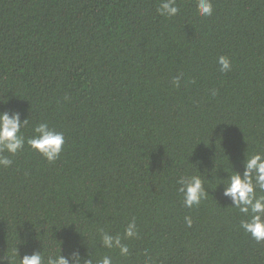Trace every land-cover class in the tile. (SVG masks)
I'll return each mask as SVG.
<instances>
[{
	"label": "trees",
	"instance_id": "16d2710c",
	"mask_svg": "<svg viewBox=\"0 0 264 264\" xmlns=\"http://www.w3.org/2000/svg\"><path fill=\"white\" fill-rule=\"evenodd\" d=\"M177 3L166 18L158 0H0V111L28 118L25 137L65 136L54 163L25 144L0 167V257L264 264L221 184L264 152V0H213L208 17ZM190 175L209 195L186 208ZM133 217L129 255L103 248L98 229L123 236Z\"/></svg>",
	"mask_w": 264,
	"mask_h": 264
},
{
	"label": "clouds",
	"instance_id": "9594fccd",
	"mask_svg": "<svg viewBox=\"0 0 264 264\" xmlns=\"http://www.w3.org/2000/svg\"><path fill=\"white\" fill-rule=\"evenodd\" d=\"M196 10L201 17L211 16L214 11L213 0H196ZM179 11L177 0H158L157 12L160 16L171 18ZM217 63L221 72L227 73L232 68L231 60L226 55L219 56ZM180 79L179 76L174 77L173 85L179 87ZM28 124V118L22 120L19 111H0V167H10L13 163L10 156L20 152L25 144L39 152L49 163H54L60 158L65 144L64 133L51 127L47 122H40L32 128V135L25 137L21 130ZM229 173L230 175L221 183L224 186L223 196L228 197L231 205L244 217L241 219L240 227L258 243L264 242V152H246L243 171L233 170ZM177 183L178 192L183 195L186 208L199 206L209 195L200 175L181 176ZM185 222L191 227L192 217L186 216ZM98 233L103 248L118 249L119 254L125 257L129 255V247L123 241L139 235L134 217L126 225L123 236L119 233L112 234L103 228L98 229ZM61 252L49 254L45 260L42 252L34 251L20 257L19 264H113L110 255L94 258L88 254L86 258L78 247L67 257ZM5 260L12 264V256L0 257V264H5Z\"/></svg>",
	"mask_w": 264,
	"mask_h": 264
}]
</instances>
